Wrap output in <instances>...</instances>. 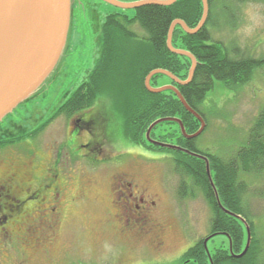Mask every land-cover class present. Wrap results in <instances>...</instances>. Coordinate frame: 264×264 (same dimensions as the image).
I'll return each instance as SVG.
<instances>
[{
	"label": "trees",
	"instance_id": "trees-1",
	"mask_svg": "<svg viewBox=\"0 0 264 264\" xmlns=\"http://www.w3.org/2000/svg\"><path fill=\"white\" fill-rule=\"evenodd\" d=\"M117 1L133 3L145 0ZM255 1L261 0H207V19L197 33L189 35L176 26L172 34L173 49L189 53L197 62L190 82L178 85L163 75L153 76L150 80V87L158 89V79H168L169 85L202 119L205 125L203 132L207 119L201 106L207 93L214 89L215 82L221 83L228 90H235L247 85L257 71L264 69V59L229 51L221 42L212 40L209 30L214 25L217 14L226 15L228 19L233 17L230 8H233L234 3ZM202 16L201 0H177L170 7L148 5L134 10L131 17L123 13L108 14L98 26L97 58L84 81L68 95L55 114L40 126L32 129L28 125L20 127L10 116L6 117L4 123H0V150L27 139H35L46 124L59 115L69 117L75 111L88 109L99 101L105 106L109 103L111 139L116 140L120 134L124 140L136 146L170 155L173 172L180 180L178 197L181 200L202 197L209 207L212 219L208 236L224 234L228 238L225 241L231 243V253L228 245L225 246L224 243L212 252L209 251L212 264H264V237L256 234L246 202L251 190L248 180L264 178V106L245 140L231 151L226 149L219 154L199 150L198 141L203 132L196 139L186 140L179 125L174 122L158 124L150 133V139L157 143L178 147L207 158L210 176L221 206L242 217L249 226L250 245L240 259H235L234 255H240L245 249V228L241 222L227 216L218 208L205 163L179 151L161 149L146 142L148 128L158 120L180 121L187 136L195 135L201 128L200 122L185 110L172 91L153 94L146 90L144 82L151 72L158 70L171 74L179 82H187L191 61L184 56L170 53L167 49V38L173 22H183L188 29L194 30ZM203 241L204 239L189 248L179 264H210Z\"/></svg>",
	"mask_w": 264,
	"mask_h": 264
},
{
	"label": "rangeland",
	"instance_id": "rangeland-1",
	"mask_svg": "<svg viewBox=\"0 0 264 264\" xmlns=\"http://www.w3.org/2000/svg\"><path fill=\"white\" fill-rule=\"evenodd\" d=\"M76 3L79 7H76ZM72 6L76 9L74 11L72 8L74 17L71 13L65 49L48 80L18 110H14L10 118L17 126L28 125L32 129L42 125L60 108L68 95L80 86L97 58L98 26L105 16L123 13L131 17L134 14V10H119L98 0H72ZM230 10L233 13L231 19L219 14L215 17L214 25L209 29L212 40L221 42L231 52L264 59V0L234 3ZM135 30L140 34L138 29ZM158 85L159 88L170 86L166 78L158 79ZM96 104L104 105L100 101ZM106 106L110 108L109 103ZM263 106L264 69L257 71L247 85L235 90H228L221 83L215 82L214 89L207 93L201 106L207 123L198 141L199 150L219 154L223 150L231 151L238 147L245 140ZM85 110L83 108L82 111ZM69 121L68 117L59 115L46 124L35 139L14 145V151H7L8 154L17 153L23 162L29 161V156L39 162L42 159L40 164L43 167L67 137L72 141V136H75V133L69 135ZM118 136L128 147H134L120 134ZM169 156L152 151L143 153V156H137L136 153L133 157L125 155L119 170L136 174L139 180L150 185L153 192L165 191V196H161L163 199L158 221L164 227L167 226L168 251L164 256L174 260L172 263L167 261L158 264H179L189 248L208 237L212 219L211 211L202 197L192 200H181L178 197L180 180L173 172ZM63 157L62 153L61 161ZM72 164L74 168L82 167L79 163ZM76 183L82 185L81 181ZM248 183L251 190L246 201L247 210L256 234L264 237V178L248 180ZM110 186V175L94 172L92 183L83 186L85 201L69 209L68 224L71 228L58 234L56 246L50 252L52 256L49 258L35 254L29 264H157L159 257L152 254L150 249L145 246L135 247L123 239L116 227L108 225L109 214L112 213ZM70 190L80 192V187L74 185ZM226 238L217 235L209 240L208 252L222 243L229 247Z\"/></svg>",
	"mask_w": 264,
	"mask_h": 264
},
{
	"label": "flooded vegetation",
	"instance_id": "flooded-vegetation-1",
	"mask_svg": "<svg viewBox=\"0 0 264 264\" xmlns=\"http://www.w3.org/2000/svg\"><path fill=\"white\" fill-rule=\"evenodd\" d=\"M108 110L95 104L72 113L68 117L69 135L75 136L72 141L67 137L43 167L42 159L39 162L29 156V161L23 162L17 153L9 155L7 151L14 145L0 150V264H29L35 254L50 258L58 234L71 228L69 209L85 201L83 186L92 183L94 172L110 175L112 213L108 225L116 227L135 247L150 249L159 257L157 264L173 262L164 256L168 251L167 226L158 221L165 191L153 192L136 174L119 171L123 156H143L151 151L133 143L136 148L128 147L119 137L113 141ZM72 163L82 167L74 168ZM74 185L80 192H71Z\"/></svg>",
	"mask_w": 264,
	"mask_h": 264
},
{
	"label": "water",
	"instance_id": "water-1",
	"mask_svg": "<svg viewBox=\"0 0 264 264\" xmlns=\"http://www.w3.org/2000/svg\"><path fill=\"white\" fill-rule=\"evenodd\" d=\"M119 10H137L148 5L170 7L177 0H145L133 3H121L117 0H98ZM203 4V16L196 29L190 30L180 21H175L170 27L167 38V49L177 56H184L191 61V70L187 82H179L171 74L164 71H153L145 79L144 85L148 92L159 94L172 91L185 110L195 117L201 124L200 130L192 136H187L180 121L174 119H163L155 121L148 128L145 138L146 142L154 147L179 151L191 157H195L205 163V170L209 184L214 192L218 208L227 216L241 222L244 226L247 242L244 251L235 259L242 258L250 245V230L248 224L242 217L226 211L220 204L218 194L213 185L209 163L207 158L193 154L178 147L157 143L150 139L151 131L164 122H174L179 125L184 139H196L205 127L198 114L191 110L181 95L171 86L153 89L150 80L153 76L163 75L178 85H185L192 79L197 62L193 56L184 51L173 49L171 45L172 34L176 26H179L186 34L194 35L205 24L208 7L207 0H201ZM72 13V0H0V123L10 115L19 105L27 101L52 75L65 46L69 33ZM217 235L208 236L203 241L204 251L212 264L207 249L209 240ZM225 236V235H224ZM231 253V243L229 242Z\"/></svg>",
	"mask_w": 264,
	"mask_h": 264
},
{
	"label": "bare ground",
	"instance_id": "bare-ground-1",
	"mask_svg": "<svg viewBox=\"0 0 264 264\" xmlns=\"http://www.w3.org/2000/svg\"><path fill=\"white\" fill-rule=\"evenodd\" d=\"M30 98H31V97H30ZM30 98H29V99H30ZM29 99H28V100H29ZM28 100H27V101H28ZM27 101H25V102H27ZM25 102H24V103H25ZM24 103H22L21 105H23ZM19 106H20V105H19ZM19 106H18V107H19ZM18 107L16 108V110L19 109ZM16 110H15V111H16ZM15 111H13V112H12L10 115H8V116L11 117ZM8 116H7V117H8ZM5 119H6V118H5ZM5 119H4V120H5ZM9 119H10V118H9ZM11 120H12V119H11ZM1 123H4V122L2 121ZM188 152H189V151H188ZM181 153H182V152H181ZM183 154H184V153H183ZM193 154H194V153H193ZM185 155H186V154H185Z\"/></svg>",
	"mask_w": 264,
	"mask_h": 264
}]
</instances>
